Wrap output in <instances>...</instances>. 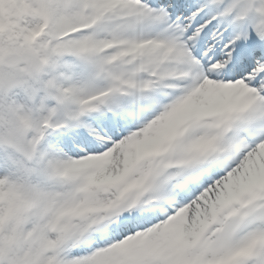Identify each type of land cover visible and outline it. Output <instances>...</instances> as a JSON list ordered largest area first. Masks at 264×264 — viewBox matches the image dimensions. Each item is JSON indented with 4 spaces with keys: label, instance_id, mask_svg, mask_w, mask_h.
Returning <instances> with one entry per match:
<instances>
[{
    "label": "snow or ice",
    "instance_id": "snow-or-ice-1",
    "mask_svg": "<svg viewBox=\"0 0 264 264\" xmlns=\"http://www.w3.org/2000/svg\"><path fill=\"white\" fill-rule=\"evenodd\" d=\"M0 264H264V0H0Z\"/></svg>",
    "mask_w": 264,
    "mask_h": 264
}]
</instances>
